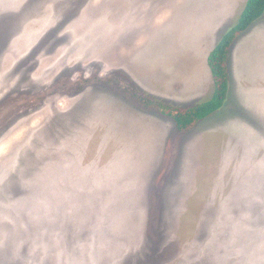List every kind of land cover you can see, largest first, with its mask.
<instances>
[{
    "label": "rangeland",
    "instance_id": "obj_1",
    "mask_svg": "<svg viewBox=\"0 0 264 264\" xmlns=\"http://www.w3.org/2000/svg\"><path fill=\"white\" fill-rule=\"evenodd\" d=\"M247 0H0V264H264V16Z\"/></svg>",
    "mask_w": 264,
    "mask_h": 264
},
{
    "label": "trees",
    "instance_id": "obj_2",
    "mask_svg": "<svg viewBox=\"0 0 264 264\" xmlns=\"http://www.w3.org/2000/svg\"><path fill=\"white\" fill-rule=\"evenodd\" d=\"M263 16L264 0H247L237 24L224 35L210 52L207 64L214 78L215 90L209 101L182 109L146 98L142 100L144 107L172 119L177 131L180 133L192 132L203 121L218 113L223 109L229 97V57L231 49L238 37L246 33Z\"/></svg>",
    "mask_w": 264,
    "mask_h": 264
}]
</instances>
